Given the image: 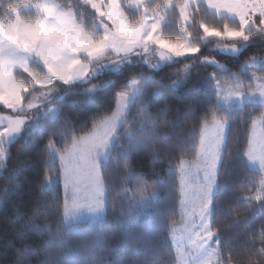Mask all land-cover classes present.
Returning a JSON list of instances; mask_svg holds the SVG:
<instances>
[{"label":"trees","instance_id":"trees-1","mask_svg":"<svg viewBox=\"0 0 264 264\" xmlns=\"http://www.w3.org/2000/svg\"><path fill=\"white\" fill-rule=\"evenodd\" d=\"M23 1L0 0V17H7L10 8ZM56 1L72 7L87 29L94 28L99 16L92 5L82 0ZM166 1L146 0L145 9H163ZM184 1L173 0L171 8L164 10L161 33L176 39L188 33L197 52L159 69L132 63L87 83L67 85L57 80L29 90L27 95L56 90L62 96L52 100L57 107L53 118L40 113L8 144L0 173V264H178L172 227L181 215L180 165L197 157L203 126L213 118L227 123L211 205V229L219 238L216 264H264V196H250L256 194L263 175L246 156L253 124L263 114L264 104L217 105V85L251 90L255 78L264 75L263 64H245L251 57H264V30L249 28L239 54L221 53L214 46L222 39H205L203 24L223 32L241 28V21L200 1L190 6L184 33L179 9ZM127 2L122 0L126 15L138 22L143 11L128 7ZM22 15L35 17L32 12ZM204 57L213 63L203 61ZM34 67L45 73L39 64ZM16 77L31 83L23 70H17ZM132 78L139 80V93L101 168L105 216L67 223L62 166L50 143L59 152L70 149L73 141L114 111L119 93L129 88ZM0 110L7 109L0 104Z\"/></svg>","mask_w":264,"mask_h":264},{"label":"rangeland","instance_id":"rangeland-1","mask_svg":"<svg viewBox=\"0 0 264 264\" xmlns=\"http://www.w3.org/2000/svg\"><path fill=\"white\" fill-rule=\"evenodd\" d=\"M82 1L92 5L98 13L94 28L87 29L77 19L72 7L63 6L56 0H24L11 7L7 17H0V104L7 109L0 110V173L8 158V144L19 137L25 126L36 120L40 113L50 118L55 116L57 107L52 100L62 95L56 90L41 89L27 95L33 86L53 85L57 80L67 85L87 83L132 63L159 69L166 63L197 52L198 48L189 42L187 24L190 22V6L200 1H205L221 15L235 16L241 21V28H227L223 32L203 24L205 39L210 36L222 39L214 46L221 53L239 54L246 44L249 28L257 26L264 30V0H185L179 9L181 31L187 33V39L163 37L161 33L165 11L171 8L173 0H167L163 9L161 6L154 10L145 9L146 0H129L128 7L143 11L138 22H131L122 0ZM23 12H32L35 17L23 16ZM257 17L261 22L256 21ZM202 60L210 64L214 61L208 57ZM34 64L42 66L45 73H40ZM245 64L264 65V57H251ZM17 70L29 73L30 85L16 77ZM255 81L256 87L246 91L232 84L217 85V105L232 108L247 101L264 104V75L257 76ZM138 93L139 80L132 78L129 88L119 93L114 111L90 132L73 141L70 149L59 152L54 143H50L62 166L67 223L96 221L105 216L102 164L126 119L130 103ZM211 120L224 124L223 130L222 124L218 123L221 138H216L209 146L213 155H217L224 149L227 123L217 118ZM199 152L200 147L195 159H184L180 165L181 215L172 227L178 264H216L219 256V238L211 229L217 170L208 156L199 161ZM246 156L250 166L263 175L256 194L250 195L259 198L264 196V112L253 124Z\"/></svg>","mask_w":264,"mask_h":264},{"label":"crops","instance_id":"crops-1","mask_svg":"<svg viewBox=\"0 0 264 264\" xmlns=\"http://www.w3.org/2000/svg\"><path fill=\"white\" fill-rule=\"evenodd\" d=\"M218 123L222 124L223 130H224V124L221 123L220 121L211 120L205 124L203 128L202 136H201V144H200V152H199V155H201V158L199 161H201L205 155L208 156L210 158L211 164L215 168V171L217 170V174L219 170V165H220L223 149L221 150V152L218 151L217 155H213L212 153L213 150L212 148H209V146H211V144L215 141L216 138H219V139L221 138V136L219 135L220 133L217 131V130H220L221 128L220 127L221 125L218 126ZM214 126H217V129H215ZM203 170L207 171V169H204V168ZM215 179H216V188H217V175L215 176Z\"/></svg>","mask_w":264,"mask_h":264}]
</instances>
